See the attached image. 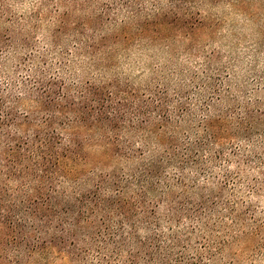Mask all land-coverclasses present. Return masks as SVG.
<instances>
[{
	"label": "trees",
	"instance_id": "16d2710c",
	"mask_svg": "<svg viewBox=\"0 0 264 264\" xmlns=\"http://www.w3.org/2000/svg\"><path fill=\"white\" fill-rule=\"evenodd\" d=\"M206 2L39 0L0 18V263L214 259L187 242L214 224L199 176L237 141L264 152V76L246 98L238 58L200 48ZM253 41L257 60L264 33ZM242 151L229 160L264 163ZM162 205L186 236L161 232Z\"/></svg>",
	"mask_w": 264,
	"mask_h": 264
},
{
	"label": "rangeland",
	"instance_id": "374dc122",
	"mask_svg": "<svg viewBox=\"0 0 264 264\" xmlns=\"http://www.w3.org/2000/svg\"><path fill=\"white\" fill-rule=\"evenodd\" d=\"M38 2L39 0H0V18L27 17L37 9ZM53 9L51 6L50 10ZM204 10L211 13V18H204L203 26L195 31L194 35L202 42L200 48L204 45L205 51H220L223 60H227L230 54L237 57L235 70L239 75L238 81L246 78L249 85L246 87L245 97H253L254 90L260 86L257 81L258 75H261V78L264 76V51L259 54L257 60L253 59L255 58L253 40L264 33V0H247L245 5H238L236 8L226 0L219 2L208 0ZM161 58L163 57L158 61H162ZM181 59L189 65L195 63L193 59L185 60L186 56ZM156 62L157 60L154 61ZM254 67L258 74L251 72ZM125 68L131 70L134 75L141 71L138 65H126ZM146 75H149V71ZM260 147L261 145L253 149L244 141H237L235 145L226 147L227 156L212 162L213 179L207 181L206 175L199 176V184L206 183L203 195L209 198V206L213 208V212L209 214L210 221L214 223L211 228L201 229L196 225L194 232L188 234L184 230L192 225L186 220L170 227L165 215L167 207L162 205L158 208L159 216L164 218L160 226L161 232L167 234L173 230L181 235L188 234L189 252L210 248L216 253L210 264H264V163L259 164L258 161H254L255 158H251L253 160L251 163L229 160V155L244 149H252L263 158L264 152ZM240 155L242 159H247L243 151ZM225 170L230 173L227 177L224 175ZM194 194L189 193L190 196ZM141 234L145 232L141 231ZM120 260L109 264H125L123 262L125 258ZM60 263L100 264L91 258L79 260L71 257L61 261L54 259L50 264Z\"/></svg>",
	"mask_w": 264,
	"mask_h": 264
}]
</instances>
